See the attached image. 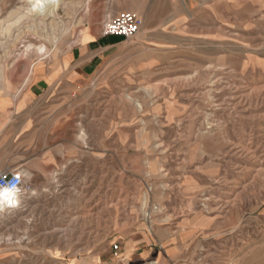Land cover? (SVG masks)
I'll return each instance as SVG.
<instances>
[{
	"label": "rangeland",
	"instance_id": "374dc122",
	"mask_svg": "<svg viewBox=\"0 0 264 264\" xmlns=\"http://www.w3.org/2000/svg\"><path fill=\"white\" fill-rule=\"evenodd\" d=\"M124 12L142 29L89 81H52ZM52 23L62 52L42 56ZM39 73L45 144L0 130V166L25 175L0 264H264V0H61L37 17L0 0V110L30 104Z\"/></svg>",
	"mask_w": 264,
	"mask_h": 264
},
{
	"label": "crops",
	"instance_id": "0c3cea01",
	"mask_svg": "<svg viewBox=\"0 0 264 264\" xmlns=\"http://www.w3.org/2000/svg\"><path fill=\"white\" fill-rule=\"evenodd\" d=\"M123 39L121 36L101 35L98 38L88 40L84 44L76 45L70 52L61 57V64L51 74L52 81H61V85H66L69 88L86 83L91 79V75L99 70L101 59L109 55V51L117 43L122 42ZM51 86L48 79L45 76H40L39 73L31 82L23 97L32 100L30 104L24 106L23 109L0 110V130L6 127L23 130L24 135L41 138L39 141H34L35 143L45 144L43 110L50 107H42V93L46 87L50 88ZM45 157L46 165L54 166L57 157H53L49 152L45 153ZM58 158L60 157L58 156ZM0 168L20 171L18 167L0 166Z\"/></svg>",
	"mask_w": 264,
	"mask_h": 264
},
{
	"label": "bare ground",
	"instance_id": "6f19581e",
	"mask_svg": "<svg viewBox=\"0 0 264 264\" xmlns=\"http://www.w3.org/2000/svg\"><path fill=\"white\" fill-rule=\"evenodd\" d=\"M60 1L61 0H26V2L30 5V10L33 12L34 16H36V17L37 16H41V15L45 14L48 10L57 7ZM22 17H23L22 15L19 16L17 14L16 15V20H15L14 23H16V24L19 23L20 24ZM14 23H8V24H6L5 27H2L3 32L7 33L10 36L12 34L13 24ZM38 25L39 24H37L35 26H32V28L35 29L36 27L40 26V25L39 26ZM17 29H20V27L17 26ZM42 30L44 32L41 34V36L43 37V39H45L46 42L50 43L51 47L48 48L45 43H41L40 45H38V48H37L39 53L42 56H44L48 52L51 53V55L53 57L59 55L62 52V49L59 46V41H60L59 34L61 32H63L64 26H58V25H56V23H52L51 24V29H49L48 26H45ZM37 31H38V29H37ZM61 34H63V33H61ZM82 34H84V31L80 30V36H82ZM19 35L20 34H18L16 38H18ZM26 47H27V49L31 48V44L27 45ZM5 89H6V87H5ZM8 92L9 91H7L5 93V95H8ZM17 94L18 93L15 92V93H13L11 95H13L12 96L13 98H16L18 96ZM1 100H2V98H1ZM23 176L25 178L24 174H23ZM22 187L20 189H18V190H13L11 192L7 191V190L0 189V211L3 212V211H6V210H11V209H14V208L19 206L20 201H21L20 190H22Z\"/></svg>",
	"mask_w": 264,
	"mask_h": 264
},
{
	"label": "built area",
	"instance_id": "2783aa9c",
	"mask_svg": "<svg viewBox=\"0 0 264 264\" xmlns=\"http://www.w3.org/2000/svg\"><path fill=\"white\" fill-rule=\"evenodd\" d=\"M143 19L135 13L124 12L116 17H110L103 25L104 36H121L131 39L143 26ZM24 184V176L18 170L0 168V189L13 191Z\"/></svg>",
	"mask_w": 264,
	"mask_h": 264
}]
</instances>
